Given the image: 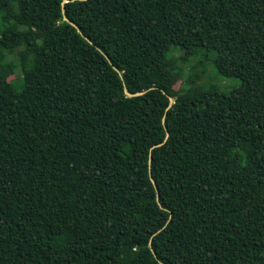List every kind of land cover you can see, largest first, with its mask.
<instances>
[{
    "label": "trees",
    "instance_id": "1",
    "mask_svg": "<svg viewBox=\"0 0 264 264\" xmlns=\"http://www.w3.org/2000/svg\"><path fill=\"white\" fill-rule=\"evenodd\" d=\"M62 2L0 0V264H264V0Z\"/></svg>",
    "mask_w": 264,
    "mask_h": 264
},
{
    "label": "rangeland",
    "instance_id": "2",
    "mask_svg": "<svg viewBox=\"0 0 264 264\" xmlns=\"http://www.w3.org/2000/svg\"><path fill=\"white\" fill-rule=\"evenodd\" d=\"M13 58H14L13 60L16 63H19V57L13 56ZM193 61H196V59L194 58ZM186 66L191 69L190 63H188ZM188 70L189 69L187 68V73H188ZM206 70H207V73H205L204 77H202L199 80V82L200 81L205 82V81L213 80V81L217 82V84L219 85L220 88H222V90H225L227 88L231 89L232 87L238 86L240 84V81H238L235 78L217 77L215 71L210 66L208 68H206ZM21 73L22 72L19 69V71L17 73H15L14 75H12L9 79L18 80L20 78ZM182 83H183V80L181 78L176 83V87L179 88L182 85Z\"/></svg>",
    "mask_w": 264,
    "mask_h": 264
},
{
    "label": "water",
    "instance_id": "3",
    "mask_svg": "<svg viewBox=\"0 0 264 264\" xmlns=\"http://www.w3.org/2000/svg\"><path fill=\"white\" fill-rule=\"evenodd\" d=\"M68 1H71V0H63V2H62V5H63V12H64V19H65L66 21H68L70 24H72L73 26H75V27L78 29V31L81 32V30H80V28L78 27V25H77L74 21L70 20V19L65 15V8H64V5H65V3L68 2ZM87 40H88L89 42H91L90 39L87 38ZM107 57H108V56H107ZM108 58H109V57H108ZM110 62H111V64H113L111 60H110ZM116 69H117V68H116ZM117 70H118V69H117ZM125 91H126V94H127L128 96H130V97H132V96H139V95H142V94L145 93V91H140V92L132 93V92H130V91L128 90V88H125ZM170 100H171V103L174 102V98L171 97V96H170ZM168 136H169V131L167 130V132H166V137H168ZM161 144H163V143H161ZM161 144H158V145H156V146H159V145H161ZM151 160H152V154L150 153V155H149V165L151 164ZM150 177H151V180H152L154 186L157 188V185H156L155 180L153 179V177H152L151 175H150ZM158 196H159V195H158V193H157V197H158ZM158 198H159V197H158Z\"/></svg>",
    "mask_w": 264,
    "mask_h": 264
}]
</instances>
